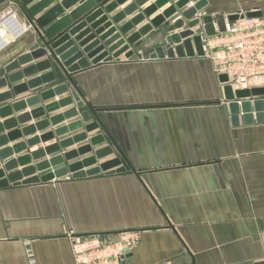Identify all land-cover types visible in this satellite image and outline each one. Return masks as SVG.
<instances>
[{
    "label": "crops",
    "instance_id": "1",
    "mask_svg": "<svg viewBox=\"0 0 264 264\" xmlns=\"http://www.w3.org/2000/svg\"><path fill=\"white\" fill-rule=\"evenodd\" d=\"M132 1L104 15L112 19ZM195 3L191 1L185 9ZM255 9L264 10V0H207L198 13L228 18L240 10ZM138 11L127 15L117 24L118 28ZM179 15L181 11L171 21ZM18 16L26 28L22 39L29 40L34 34L30 23L21 9ZM146 23L148 20L138 24L126 37ZM203 24L201 19L198 27ZM89 26L71 36L74 47L84 52L75 60V51L71 57L75 65L88 58L84 49L99 37H93L85 47L80 46L95 32ZM166 27L142 37L139 44L142 48L137 47L132 57L123 53L119 60L91 64L75 75L92 106L106 108L118 116L115 118L126 129L125 137L132 147L138 173L100 172L77 179L67 175L49 183L10 184L0 189V264H76L67 235L70 229L84 235L99 233L110 240L117 238L120 231L138 229L140 242L125 264L264 263V122L247 123L248 116L241 110L229 109L230 114L227 113L226 84L220 81L213 61L198 55L196 49L194 56L150 58L156 47L166 45L169 34ZM15 30L19 33L23 30L18 22L11 26L10 32ZM176 31L180 33L183 29ZM82 33L85 36L80 42L76 38ZM13 44L0 53V59ZM3 46L1 43L0 47ZM27 52L25 49L20 55ZM43 59L31 60L20 68ZM49 71L36 73L14 85ZM6 89L1 88L0 92ZM30 95L33 90L17 95L15 100ZM60 97L41 101L35 107ZM35 107L21 112L13 110L10 117ZM234 115L238 116V124ZM4 121L0 117V123ZM38 121L39 118H32L23 125L17 123L4 133L21 131ZM53 128L51 125L45 131ZM100 132L98 129L93 133ZM42 133L38 129L30 136L21 133L16 141L9 139L0 149ZM57 141L27 146L21 153L0 159V163L3 166L10 159ZM106 145L103 143L96 149ZM51 157L47 155L44 159ZM113 157L110 155L98 163ZM39 162L33 160L31 165ZM21 169L18 166L15 171ZM52 169L55 168L36 175H45Z\"/></svg>",
    "mask_w": 264,
    "mask_h": 264
},
{
    "label": "water",
    "instance_id": "2",
    "mask_svg": "<svg viewBox=\"0 0 264 264\" xmlns=\"http://www.w3.org/2000/svg\"><path fill=\"white\" fill-rule=\"evenodd\" d=\"M127 1L39 0L35 2V0H22L20 9L26 15L34 34L29 40L20 39L15 42L0 59V89L7 88L0 92V104L6 103L0 106V117L5 118V121L0 123V147L6 144L9 139L16 141L21 133L30 136L37 129L43 133L24 142L16 143L12 147L0 149V159L6 160L13 153H21L27 146H33L43 141L47 142L53 139L58 141L40 148L36 152L19 156L17 159H10L3 166L0 163V189L9 187L10 184L49 183L67 175H72L77 179L94 176L100 172L123 173L130 170L138 173L139 167L132 147L129 146L125 137L126 129L123 125L118 124L115 118L118 116L111 114L106 108L92 106L80 89L75 75L80 70L90 67L91 64L119 60V56L123 53L128 58L132 57L137 47L140 46L142 37L164 26H167L166 32L169 33L166 36L167 43L156 47L155 51L150 54V58L194 56L195 49L198 55H203L201 33L204 27L209 35L215 34L216 26L219 31L223 32L225 31L226 17L222 14L199 17L198 11L207 5V0H154L147 6L145 4L150 0H133L112 19L104 15V12H111ZM191 1H196L194 6L185 9ZM160 9H162L161 13L154 16ZM137 10H139L137 15L118 28V23ZM179 11H181L180 16L182 17L173 18L171 21V17ZM247 14L251 17H259L264 15V11L260 9ZM237 17L238 14H235L229 16L228 19L234 20ZM201 19L204 21V27H198ZM145 20H148V23L126 37L134 27ZM88 24L95 32L82 42L81 38L85 34L82 33L77 37L76 39L81 42L80 46L85 47L93 37H99L94 44L87 45L84 49L85 52H88V58H83L84 61L80 65H75L74 58L73 60L71 58L75 51L77 52L75 60L83 56L84 52L75 48V42L72 41L71 36L81 32ZM179 29H183V31L180 33L176 31ZM64 45L66 46L63 48ZM68 47H71L70 51L66 52ZM25 49H28V52L20 55ZM41 58L45 59L20 68L22 64ZM89 58H92L91 62L88 61ZM47 70L50 71L14 85L24 78ZM219 79L226 84L225 99L229 104L225 103L224 108L227 109L228 114H230L229 109L231 111L241 110L248 116L246 117L247 123L264 122V89L234 90L228 84L227 75L222 74ZM64 81L67 83H63ZM68 83L72 86L71 89ZM28 90H33V95L15 100L17 95ZM57 96L62 97L44 106L35 107L41 101L47 102ZM27 107H35V109L20 113L17 117H10L13 110L21 112ZM64 108L68 109L57 112ZM46 114L48 116L41 119ZM32 118H39L34 126L25 127L21 131L4 133L5 130L15 128L17 123L23 125ZM233 119L238 124V116L234 115ZM66 121L69 122L63 124ZM51 125L54 128L45 131ZM98 129H101L102 132L93 133ZM92 133L93 135H89ZM103 143H107V145L96 149ZM78 144H80L78 147L69 149ZM47 155L52 157L45 160ZM110 155H114V157L98 163L99 160ZM33 160L40 162L31 165ZM18 166L22 169L15 171ZM51 168L55 169L42 176L36 175L37 172ZM24 177L26 179L23 180ZM131 255L132 253H129L127 257H131Z\"/></svg>",
    "mask_w": 264,
    "mask_h": 264
},
{
    "label": "built area",
    "instance_id": "3",
    "mask_svg": "<svg viewBox=\"0 0 264 264\" xmlns=\"http://www.w3.org/2000/svg\"><path fill=\"white\" fill-rule=\"evenodd\" d=\"M21 2L0 0V19L10 16L23 29L20 33L17 30L10 33V39L7 45L0 47V53L7 50L11 42L22 39L25 33L26 28L18 16ZM257 10L260 9L254 11ZM247 13L240 10L236 19L226 18L223 32L216 26L215 34L209 35L203 25L201 33L203 56L213 61L219 75L228 76V84L234 90L264 89V15L251 17ZM197 15L202 17L205 14L199 12ZM181 17L179 15L176 19ZM29 28L32 29L31 25ZM140 234L138 229H128L110 240L99 233L84 235L73 229L67 231L76 264H125L127 255L139 244Z\"/></svg>",
    "mask_w": 264,
    "mask_h": 264
},
{
    "label": "bare ground",
    "instance_id": "4",
    "mask_svg": "<svg viewBox=\"0 0 264 264\" xmlns=\"http://www.w3.org/2000/svg\"><path fill=\"white\" fill-rule=\"evenodd\" d=\"M13 22V24H14V22H16L12 17H10V16H8V17H6V18H2V19H0V27L1 26H7V25H10L11 23ZM12 24V25H13ZM10 28H11V26H10ZM11 33V32H10ZM11 35V34H10ZM10 35H9V37H10ZM8 37V36H7ZM7 40H8V38H6V36H4V34L0 31V44L1 43H4L5 45L8 43L7 42ZM9 41V40H8Z\"/></svg>",
    "mask_w": 264,
    "mask_h": 264
},
{
    "label": "rangeland",
    "instance_id": "5",
    "mask_svg": "<svg viewBox=\"0 0 264 264\" xmlns=\"http://www.w3.org/2000/svg\"><path fill=\"white\" fill-rule=\"evenodd\" d=\"M15 23H16V22H14V24H15ZM12 24H13V22H12L10 25H7V26H1V27H0V31L4 34V36H6V38H7V36L10 35V26H12ZM140 48H142V45H140L139 50H140Z\"/></svg>",
    "mask_w": 264,
    "mask_h": 264
}]
</instances>
